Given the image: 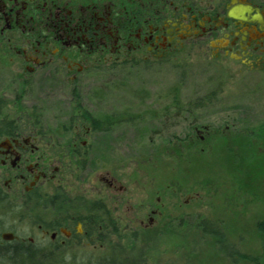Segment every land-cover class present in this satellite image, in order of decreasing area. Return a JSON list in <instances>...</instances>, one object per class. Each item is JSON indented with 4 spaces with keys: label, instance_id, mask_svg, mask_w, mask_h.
I'll list each match as a JSON object with an SVG mask.
<instances>
[{
    "label": "flooded vegetation",
    "instance_id": "flooded-vegetation-1",
    "mask_svg": "<svg viewBox=\"0 0 264 264\" xmlns=\"http://www.w3.org/2000/svg\"><path fill=\"white\" fill-rule=\"evenodd\" d=\"M182 56L219 78L189 111L223 99L228 79L264 87V0H0V239L104 249L123 237L108 202L120 199L117 178L101 173L105 192L80 191L96 141H111L119 124L79 102L96 71ZM64 105L82 113L46 123Z\"/></svg>",
    "mask_w": 264,
    "mask_h": 264
},
{
    "label": "rangeland",
    "instance_id": "rangeland-1",
    "mask_svg": "<svg viewBox=\"0 0 264 264\" xmlns=\"http://www.w3.org/2000/svg\"><path fill=\"white\" fill-rule=\"evenodd\" d=\"M200 65L182 56L92 74L95 84L79 103L119 126L111 141H96L99 158L80 191L94 185L105 192L101 173L117 178L120 199L108 202L123 226L120 239L137 243L143 264H264V87L228 79L223 99L189 111L219 79L202 77ZM77 106L49 111L46 123L82 113ZM193 125L211 128L198 133ZM204 219L207 230L200 226ZM209 228L221 229V244ZM83 244L67 249L103 251L86 239ZM35 260L23 254L8 264Z\"/></svg>",
    "mask_w": 264,
    "mask_h": 264
},
{
    "label": "trees",
    "instance_id": "trees-1",
    "mask_svg": "<svg viewBox=\"0 0 264 264\" xmlns=\"http://www.w3.org/2000/svg\"><path fill=\"white\" fill-rule=\"evenodd\" d=\"M205 222H207L205 219L201 221L200 226L207 230V227H204ZM209 230V234L221 244L224 239L221 229L209 228ZM2 240L4 239H0V261L6 264L15 259V256L19 257L23 254L36 259L34 264H77V262L79 264H143L141 250L133 240L123 242L121 239H113L110 241L109 248H104L100 253L96 252L98 254L84 248L79 251H69L44 239H38L33 244L28 239ZM46 260H48L47 263H45Z\"/></svg>",
    "mask_w": 264,
    "mask_h": 264
},
{
    "label": "water",
    "instance_id": "water-1",
    "mask_svg": "<svg viewBox=\"0 0 264 264\" xmlns=\"http://www.w3.org/2000/svg\"><path fill=\"white\" fill-rule=\"evenodd\" d=\"M3 237L5 238L4 240H13V236L10 233H4Z\"/></svg>",
    "mask_w": 264,
    "mask_h": 264
}]
</instances>
